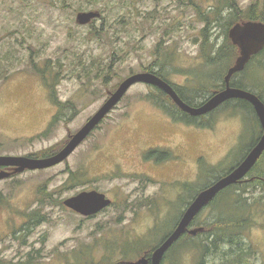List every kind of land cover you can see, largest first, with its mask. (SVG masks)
<instances>
[{"label": "rangeland", "instance_id": "obj_1", "mask_svg": "<svg viewBox=\"0 0 264 264\" xmlns=\"http://www.w3.org/2000/svg\"><path fill=\"white\" fill-rule=\"evenodd\" d=\"M235 1L245 9L256 0ZM226 3L0 0V155L57 153L125 78L150 68L202 103L218 92L229 66L205 65L202 53L204 28L209 54L228 44ZM89 10L101 16L76 23V13ZM262 70L251 63L235 80L263 95ZM233 100L203 115L201 127L174 120L166 110H174L172 103L137 82L63 161L18 173L0 167L10 172L0 179V264H82L94 245L88 255L95 264H132L154 251L188 201L259 138L255 112ZM258 171H264V154ZM256 173L230 188L231 199L215 196L196 215L191 229L197 236L186 234L164 264H264V189ZM90 190L111 204L90 217L63 204ZM237 203L247 206V228L233 232L226 254L203 247L213 239L205 238L203 224L230 219L225 214Z\"/></svg>", "mask_w": 264, "mask_h": 264}, {"label": "water", "instance_id": "obj_2", "mask_svg": "<svg viewBox=\"0 0 264 264\" xmlns=\"http://www.w3.org/2000/svg\"><path fill=\"white\" fill-rule=\"evenodd\" d=\"M101 13L97 10L79 11L76 13L75 21L78 24H87L91 20L99 18ZM232 43L239 48V56L234 64L230 66L224 76V87L208 97L197 106L186 103L165 79L152 72H140L125 78L104 101L101 107L85 122V124L73 135L67 143L57 152L47 157L12 156L0 155V167H13V173L25 170H40L51 167L74 152V150L85 140L91 131L98 126L99 122L110 112V110L123 97L126 91L135 83L143 82L160 88L165 92L173 103L183 112L199 117L206 115L225 102L233 99L244 100L251 104L261 127V135L256 143L243 157V159L225 175L216 179L201 191L190 202L183 212L177 226L153 251L151 264H161L162 258L168 248L188 228L193 218L204 208L215 196L228 186L235 184L246 177L253 166L257 163L264 152V102L253 92L231 85L232 76L244 69L253 54L264 45V23L257 21H245L235 23L228 30ZM10 172L0 170V179L9 177ZM63 204L74 212L89 217L97 214L111 204V199L104 193L96 190L81 191L63 201ZM191 234L195 231H191Z\"/></svg>", "mask_w": 264, "mask_h": 264}, {"label": "trees", "instance_id": "obj_3", "mask_svg": "<svg viewBox=\"0 0 264 264\" xmlns=\"http://www.w3.org/2000/svg\"><path fill=\"white\" fill-rule=\"evenodd\" d=\"M97 1H99V0H95V2H97ZM225 1L227 2L226 4L228 5L229 10H230L229 11V14H228V23H227V26L228 27H227L226 32H225V38H226V41H228V44L226 46L220 47L217 51H214V55H211L212 54V51H210V54H209L208 53L209 52L208 44L206 43V39H207L206 38V35H207L206 29L207 28H204L202 30V38H203V41H202V53H203V56H204V58L206 60V62L204 61V64L205 65L210 66L211 64H214V63L215 64H219L220 62H222V63L225 62L226 65H229L227 67V69H228L230 66H232L234 64L235 61L233 62V59L234 58H238V56H239V48L237 47V45H235V44L232 43V41H231V39L229 38V35H228V30L235 23H242V22H245V21H257V22L264 23V3L258 5V1L256 0V1L252 2V3H250L245 9H242V8L239 7V5L237 4V2L235 0H225ZM218 16H219L218 13H216V17H218ZM204 19H206L205 16H204ZM210 21H211V19H208V22L209 23H210ZM262 58L264 59V45L259 49V51H257L256 54H253L252 55L250 61L247 63V65L245 66V68L249 64H251V63H257V66L260 68V70H262L264 68V65L261 63V61H263ZM226 65H224L223 68ZM227 69H226V71H227ZM244 69L242 71H244ZM34 70H36V69H34ZM226 71H225V73H226ZM242 71H240L239 73H236V74H234L232 76V78H231V85H233L235 87H239V88L246 89L240 82H238V81L235 80V77L238 76V74H240ZM262 71H264V70H262ZM150 72H152L151 71V68H150ZM225 73H224V71H222V74H225ZM155 74L158 75V76H160L161 78H163V79H165L167 81V79L162 75L161 71H157V72H155ZM220 76H222L221 73H220ZM43 80L45 82V79H43ZM223 87H224V83L221 81V83L217 87L216 91H220V89H222ZM155 88L159 91V93L161 94V96L166 97L168 99V101H170L172 103V105L174 107V110L169 111L167 108H166V110H167V113L169 115H171V117L174 120H177V121H180V122H183V123H186V124H194V125H197V126L205 127L206 124L205 123H202V122L199 123V119H203L206 116L193 117V116H191V115H189V114L181 111L173 103V101L170 99V97H168V95H166L160 88H158V87H155ZM174 88L178 92L179 96L186 103H188L190 105H194V106L195 105H199L201 103V102L195 103V101L193 102L190 98H188V97H186L184 95L183 91L180 88L175 87V86H174ZM263 91H264V89H263ZM214 92H215V90H214ZM50 95L51 96H54L55 95V92L50 91ZM257 95L262 99L263 98L262 96L264 94L262 95V94L259 93ZM205 99L206 98H204V100ZM230 101H234V100H229L226 103H224L222 106L226 105ZM240 101L243 102V103H245L246 105H248L252 109V111L254 112L251 104H249L247 101H244V100H240ZM222 106H220V107H222ZM161 107H163V105H161ZM219 108L215 109V111L218 110ZM213 112H211L210 114H212ZM255 119H256V121L258 120L257 119V116H256ZM257 123H258V125L260 127L259 121ZM260 129H261V127H260ZM260 134H261V130H260ZM256 141L257 140H255L254 142H252L251 147L256 143ZM149 152H150L149 154H153L155 151L151 150ZM53 153H55V152L48 151V152H45L42 156H49V155H51ZM263 154L261 155L260 159L257 161V163L253 166V168L250 170V172L247 175H249V174L254 173L255 171H257L256 175L259 176V177L256 178L257 179L256 182L257 183H260L262 185V188L264 189V171H262V172H259L258 171L259 165H260V162H261V158H262ZM236 165H234V167ZM231 168H233V167H231ZM227 172L223 173L222 175L217 176L216 178L217 179L220 178L221 176L225 175ZM244 180H245V178L242 179L241 181L235 183V184H232V185L228 186L224 190L220 191L216 195V197L218 195L224 194L225 197H226V199H229V198L231 199L232 196H233V193L232 192H229L230 191V188L237 189V187H239V185L242 184V181H244ZM251 181H252V179H251ZM211 183L212 182L207 183L205 186H208ZM250 184H252L251 187H253V188H256L257 187V185L253 184L252 182ZM205 186H203L201 189L205 188ZM242 188L243 189H246L247 186H244ZM198 192L199 191H197V193ZM215 198L212 201H210L207 204V206L208 205H211L213 203V201L215 200ZM237 201H238V198H237ZM190 202L191 201H188V204ZM231 207L233 208L234 211H229V212H227L228 214H225V216L228 217V218H230V219L220 218V219L211 221L210 225H209V223H204L203 224L206 232L209 233V234H207V236L205 238L206 239L213 238L211 240V246L209 244V245H205L203 247H205V248H210L211 247L213 252L215 250H223L222 251L223 254H226V253H224V251H225L224 248L225 247H228L229 245H231L234 242V233L233 232L237 230L238 233L240 234V232H242V229L247 228V226L249 225V220L251 219V217H248V215H246L245 212H244V210H246V212H247V206L243 207V206H241V204L238 205V203H237L236 205L233 204ZM197 216L194 217V219L192 220L191 224H194V222L197 219ZM197 234H198V232H197ZM195 236H197V235H195ZM92 248H95V245H94V247H91L88 250V252H87V258H86L87 260L84 261V263H82V264H95L93 258H91V256L88 255V253L91 250H93ZM78 264H81V263H78ZM219 264H224V263H219ZM232 264H237V262L234 261Z\"/></svg>", "mask_w": 264, "mask_h": 264}, {"label": "flooded vegetation", "instance_id": "obj_4", "mask_svg": "<svg viewBox=\"0 0 264 264\" xmlns=\"http://www.w3.org/2000/svg\"><path fill=\"white\" fill-rule=\"evenodd\" d=\"M113 202V201H112ZM182 216V215H181ZM179 218H181V217H179ZM178 221H179V219H178ZM177 221V222H178ZM177 222L174 224V226L170 229V230H168L164 235H163V237L161 238V240H160V242L164 239V238H166L168 235H170L171 233H172V231L175 229V227L177 226ZM193 225L194 224H189V227L187 228V230L184 232V234H182L175 242H173V244L171 245V247L170 248H168V250L165 252V254H164V256H163V258H162V261H161V264H164V258H165V256L171 251V250H173V249H178V245H179V243L183 240V238H184V236L186 235V234H188V235H193V236H195V235H197V233H195V234H191L190 232L192 231V227H193ZM194 228V227H193ZM194 230H196V231H198L197 229H194ZM159 242V243H160ZM158 243V244H159ZM155 248V247H154ZM152 251H153V249H152ZM152 251L149 253V254H147V255H145L144 257H142L141 259H138L137 261H135V262H133L132 264H151V255H152Z\"/></svg>", "mask_w": 264, "mask_h": 264}, {"label": "bare ground", "instance_id": "obj_5", "mask_svg": "<svg viewBox=\"0 0 264 264\" xmlns=\"http://www.w3.org/2000/svg\"><path fill=\"white\" fill-rule=\"evenodd\" d=\"M263 101V100H262Z\"/></svg>", "mask_w": 264, "mask_h": 264}]
</instances>
